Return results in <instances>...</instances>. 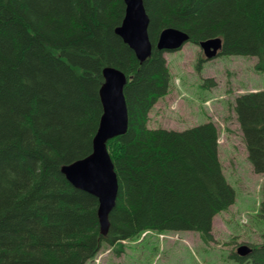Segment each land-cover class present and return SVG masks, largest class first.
<instances>
[{"label": "trees", "instance_id": "16d2710c", "mask_svg": "<svg viewBox=\"0 0 264 264\" xmlns=\"http://www.w3.org/2000/svg\"><path fill=\"white\" fill-rule=\"evenodd\" d=\"M143 4L152 50L140 62L115 32L123 0H0V264H85L103 245L148 230L193 231L210 241L214 216L234 203L214 122L147 126L170 83L155 43L166 27L196 44L219 37L217 55L255 57L254 69L264 71V0ZM106 66L126 76L128 120L107 142L118 191L102 235L96 197L60 167L91 152ZM232 110L252 169L264 174V89L235 96ZM245 258L264 264V240Z\"/></svg>", "mask_w": 264, "mask_h": 264}, {"label": "rangeland", "instance_id": "374dc122", "mask_svg": "<svg viewBox=\"0 0 264 264\" xmlns=\"http://www.w3.org/2000/svg\"><path fill=\"white\" fill-rule=\"evenodd\" d=\"M169 90L149 112L147 126L184 130L212 121L218 129L219 159L235 201L216 214L212 237L193 231H148L115 246H102L99 264H251L232 255L238 246L264 240V174L255 173L232 104L235 96L264 89V71L255 57L218 55L206 59L198 44L186 42L163 53ZM205 80L211 83L205 85ZM87 264H95L94 260Z\"/></svg>", "mask_w": 264, "mask_h": 264}, {"label": "water", "instance_id": "95a60500", "mask_svg": "<svg viewBox=\"0 0 264 264\" xmlns=\"http://www.w3.org/2000/svg\"><path fill=\"white\" fill-rule=\"evenodd\" d=\"M125 9L121 23L115 28L124 43L142 62L150 54L152 43L148 34L149 18L143 0H123ZM189 39L188 34L174 27L163 28L157 37L155 48L161 51L176 50ZM206 58L214 57L221 48V39L212 37L199 42ZM103 83L99 88L102 114L92 138L91 152L60 167L64 177L76 188L96 197L97 217L100 233L105 235L109 228V213L113 208L118 191L117 176L107 150L108 140L123 134L127 128V108L123 88L126 76L120 69L106 66L102 69ZM242 244L237 248L241 256L250 252Z\"/></svg>", "mask_w": 264, "mask_h": 264}]
</instances>
